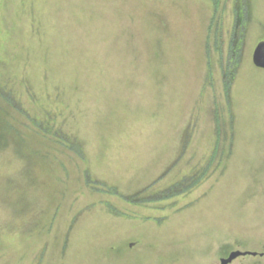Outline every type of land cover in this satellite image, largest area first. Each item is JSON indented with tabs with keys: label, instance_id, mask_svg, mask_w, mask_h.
I'll return each instance as SVG.
<instances>
[{
	"label": "rangeland",
	"instance_id": "obj_1",
	"mask_svg": "<svg viewBox=\"0 0 264 264\" xmlns=\"http://www.w3.org/2000/svg\"><path fill=\"white\" fill-rule=\"evenodd\" d=\"M261 42L264 0H0V264L264 254Z\"/></svg>",
	"mask_w": 264,
	"mask_h": 264
},
{
	"label": "water",
	"instance_id": "obj_2",
	"mask_svg": "<svg viewBox=\"0 0 264 264\" xmlns=\"http://www.w3.org/2000/svg\"><path fill=\"white\" fill-rule=\"evenodd\" d=\"M253 65L259 69V70H264V43L261 42L258 44L256 49L254 50L253 57H252ZM241 256H252L256 257V253H243L240 251H236L230 254L228 259L222 260V264H230L232 263L235 259L241 257Z\"/></svg>",
	"mask_w": 264,
	"mask_h": 264
},
{
	"label": "trees",
	"instance_id": "obj_3",
	"mask_svg": "<svg viewBox=\"0 0 264 264\" xmlns=\"http://www.w3.org/2000/svg\"><path fill=\"white\" fill-rule=\"evenodd\" d=\"M9 113H10V110H9L8 106H6V104L0 102V120L4 121L3 123H5V124L4 125L2 124L4 128L7 127L6 126V123H8L7 115H9ZM4 118H6V119H4ZM34 141H36V140H34Z\"/></svg>",
	"mask_w": 264,
	"mask_h": 264
},
{
	"label": "flooded vegetation",
	"instance_id": "obj_4",
	"mask_svg": "<svg viewBox=\"0 0 264 264\" xmlns=\"http://www.w3.org/2000/svg\"><path fill=\"white\" fill-rule=\"evenodd\" d=\"M238 251H240V250H238ZM234 251H232V252H230V253H233ZM230 253H229V255H227V256H225L224 258H222L221 260H220V264H222V260H224V259H228V257L230 256ZM243 253H247V252H243ZM253 253V252H252ZM257 254V256L256 257H260L261 259H263L264 258V254H258V253H256ZM247 257H251V256H241V257H239V258H237V259H235L232 263H230V264H235L236 262H238L240 259H245V258H247Z\"/></svg>",
	"mask_w": 264,
	"mask_h": 264
}]
</instances>
